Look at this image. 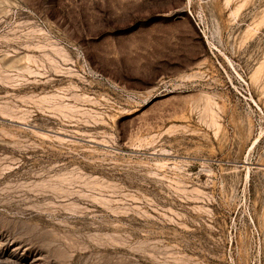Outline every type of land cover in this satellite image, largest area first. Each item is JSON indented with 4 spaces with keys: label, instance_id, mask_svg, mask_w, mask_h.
I'll list each match as a JSON object with an SVG mask.
<instances>
[{
    "label": "rangeland",
    "instance_id": "rangeland-1",
    "mask_svg": "<svg viewBox=\"0 0 264 264\" xmlns=\"http://www.w3.org/2000/svg\"><path fill=\"white\" fill-rule=\"evenodd\" d=\"M0 264H264V0H0Z\"/></svg>",
    "mask_w": 264,
    "mask_h": 264
},
{
    "label": "built area",
    "instance_id": "built-area-1",
    "mask_svg": "<svg viewBox=\"0 0 264 264\" xmlns=\"http://www.w3.org/2000/svg\"><path fill=\"white\" fill-rule=\"evenodd\" d=\"M242 96L247 99L255 108L260 109L259 105L255 102V100L253 99V96L251 95V92L249 91V89L247 90H243V94Z\"/></svg>",
    "mask_w": 264,
    "mask_h": 264
}]
</instances>
